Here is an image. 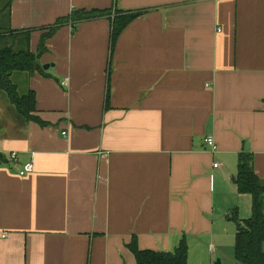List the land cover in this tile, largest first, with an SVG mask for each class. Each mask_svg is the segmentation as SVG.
Masks as SVG:
<instances>
[{
    "label": "crops",
    "instance_id": "crops-1",
    "mask_svg": "<svg viewBox=\"0 0 264 264\" xmlns=\"http://www.w3.org/2000/svg\"><path fill=\"white\" fill-rule=\"evenodd\" d=\"M108 9L139 13L112 52L109 19L67 23L43 72L12 74L39 121L0 91V264H135L133 237L223 264L226 215H251L238 153L264 179V0H0V25L35 52L57 19Z\"/></svg>",
    "mask_w": 264,
    "mask_h": 264
},
{
    "label": "trees",
    "instance_id": "trees-1",
    "mask_svg": "<svg viewBox=\"0 0 264 264\" xmlns=\"http://www.w3.org/2000/svg\"><path fill=\"white\" fill-rule=\"evenodd\" d=\"M139 13L118 10H74L68 16L59 18L48 28L38 48L32 52L29 48V31L11 33L0 25V91L5 93L16 111L27 121L38 120L33 115L35 94L28 91L18 92L17 85L11 79L13 73H33L42 71L39 54L44 50V40L64 24L72 25L81 21L107 18L110 21L109 48L112 52L115 41L124 28ZM39 121V120H38ZM4 157L0 155V161ZM232 180L240 194L251 196V215L240 219L236 209L226 215L235 224L233 257L235 264H264V179H260L252 166V155L240 152L237 155V170ZM134 256L135 264H187L188 246L184 238L180 239L172 251L139 249L135 237L127 245Z\"/></svg>",
    "mask_w": 264,
    "mask_h": 264
},
{
    "label": "rangeland",
    "instance_id": "rangeland-1",
    "mask_svg": "<svg viewBox=\"0 0 264 264\" xmlns=\"http://www.w3.org/2000/svg\"><path fill=\"white\" fill-rule=\"evenodd\" d=\"M13 74H15V73H13ZM13 76H15V75H13ZM18 92L20 94H24V92L21 88L18 89ZM228 235H229V239L231 238V241H229V245H227L226 242L224 243V241L222 242V244H224L223 248L221 249V254L223 256L222 257L223 258V264H235V260L233 257V246H232L234 244V241L232 242V237L230 236L231 234H225L224 236L226 238H228ZM192 243L190 244V254H189L188 263L189 264H205V263H203V261L206 260L205 254H206L207 248H205V247L195 248V246ZM217 260H219V257L214 258L213 264H215V262Z\"/></svg>",
    "mask_w": 264,
    "mask_h": 264
},
{
    "label": "built area",
    "instance_id": "built-area-1",
    "mask_svg": "<svg viewBox=\"0 0 264 264\" xmlns=\"http://www.w3.org/2000/svg\"><path fill=\"white\" fill-rule=\"evenodd\" d=\"M204 142L206 143V145L211 149V150H215V143L213 138L211 137H207L204 139ZM10 158L11 159H15L16 158V154L14 152L10 153ZM214 166L216 167L217 164L215 163ZM33 170V166L31 163H27L23 166L22 170L20 171L21 175L30 173ZM7 234L4 233H0V237L4 238L6 237Z\"/></svg>",
    "mask_w": 264,
    "mask_h": 264
},
{
    "label": "water",
    "instance_id": "water-1",
    "mask_svg": "<svg viewBox=\"0 0 264 264\" xmlns=\"http://www.w3.org/2000/svg\"><path fill=\"white\" fill-rule=\"evenodd\" d=\"M43 68H48V65H44ZM215 264H220L219 260H217Z\"/></svg>",
    "mask_w": 264,
    "mask_h": 264
}]
</instances>
